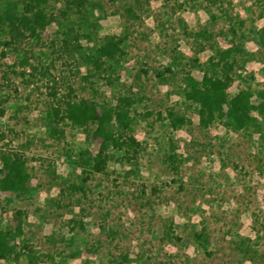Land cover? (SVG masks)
Instances as JSON below:
<instances>
[{
  "label": "rangeland",
  "instance_id": "1",
  "mask_svg": "<svg viewBox=\"0 0 264 264\" xmlns=\"http://www.w3.org/2000/svg\"><path fill=\"white\" fill-rule=\"evenodd\" d=\"M29 1L0 0V153L26 157L31 173L28 191L0 189V229L26 212L1 262L264 264V113L246 129L204 126L185 97V77L221 73L220 51L233 47L230 95L249 88L264 101V0H49L56 19L9 44ZM110 38L125 53L98 68L89 57ZM69 96L128 106L137 143L90 171L97 118L48 134L47 112ZM169 109L187 123L173 127Z\"/></svg>",
  "mask_w": 264,
  "mask_h": 264
},
{
  "label": "trees",
  "instance_id": "2",
  "mask_svg": "<svg viewBox=\"0 0 264 264\" xmlns=\"http://www.w3.org/2000/svg\"><path fill=\"white\" fill-rule=\"evenodd\" d=\"M83 1L73 0L72 3H78L80 6ZM48 2L49 0H30L24 6L21 14L11 16L9 23L11 39L8 41L9 44H17L24 38L37 36L40 30L46 28L56 19L53 14H48L43 7ZM71 5L67 4V9ZM261 31H264V29ZM262 40L264 44V38ZM120 43L121 41L118 38L108 39L97 48L96 55L89 57L90 60L96 67L100 68V65L105 62L104 58H118L125 53ZM233 55V47L220 51V61L223 66L219 74L211 75L205 73L201 79L192 74H188L185 77V97L198 104V115L204 126H209L215 121L221 120L226 126L234 130L246 129L258 119L253 113L255 110L264 113V101L256 103L253 90L245 88L235 95H230L229 89L235 76L233 74V64L227 61ZM22 63H29L28 58L24 57ZM160 75L163 76L164 73L160 72ZM70 89L73 90L72 87ZM53 95L56 96V93H53ZM64 103L66 104L65 108L64 105L58 104L47 112L48 134L55 139L61 138L65 135V129L62 125H81L89 117L97 118L98 125L96 130L99 137L102 138V142L99 145L98 152L89 163L90 171L105 169L108 160V150L129 149L125 148V146H132V143H137L134 137H126L125 131L131 125L128 106H114L86 98L77 100L70 96L64 100ZM126 104L129 105V102H126ZM4 112L5 110L0 104V115H3ZM165 118L175 128L182 127L188 121L184 114L174 109H169ZM116 119H118L117 124L115 123ZM0 154L2 161V166L0 167V189L16 193L28 191L31 173L28 169L27 158L17 152L4 150ZM170 157L173 158V156ZM88 177L87 174L85 179ZM69 188L71 190H84L83 185L77 184H70ZM25 213V210L17 211L18 224L15 229H0V264H3L1 262L2 258L16 250L17 238L25 234L23 218ZM200 236L202 237V234H199ZM25 253L33 262H37L40 259L32 250H27Z\"/></svg>",
  "mask_w": 264,
  "mask_h": 264
}]
</instances>
